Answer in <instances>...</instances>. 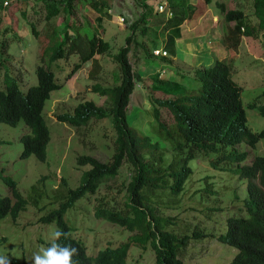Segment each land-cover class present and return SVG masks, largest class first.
Wrapping results in <instances>:
<instances>
[{
  "label": "trees",
  "instance_id": "16d2710c",
  "mask_svg": "<svg viewBox=\"0 0 264 264\" xmlns=\"http://www.w3.org/2000/svg\"><path fill=\"white\" fill-rule=\"evenodd\" d=\"M136 1L143 10L129 26L132 32L127 36V45L113 55L122 72L121 84L93 86V92L107 96L111 101V108L105 109L93 101H86L79 104L73 114L58 116L61 121L74 126L88 124L93 119L111 117L115 130V153L112 161L101 162L93 156H80L79 164L91 165L83 173L80 185L75 189L67 188V193L57 198V203H51L58 204V207L45 213L40 220L47 224L55 222L59 229L67 233V238L62 237L59 242L79 249V255L74 257L79 264H128V258L141 257L148 244L155 252L156 264H184L183 260L189 254L187 250L198 246L193 239H204L207 236H213L219 243L237 249L231 264H264V153H255L252 157L243 148L246 145L256 152L261 141H264V129H254L248 125L247 109L243 102L244 88L236 79L238 71L235 60L217 58L209 67L175 71L173 76H162V72L157 71L152 82L153 91L170 95L167 99L154 94L149 97L156 120L149 127L157 139L145 130L132 128L128 121V105L134 94L136 81L144 78L139 70L133 68L132 52L134 49L135 56L142 50L144 58L153 55L152 46L159 47L155 41H151L150 47L140 41L138 36L141 35L144 40L148 33L158 34L161 31L166 38L165 48L175 55L176 39L180 38L181 25L194 18L198 9L189 0H173L171 7L174 16L166 19L154 9L153 4L146 0ZM160 1L162 0L158 3ZM0 2L3 3L1 0ZM75 2L15 0L13 4L15 11L21 12L33 34L40 35L45 22L59 16L62 11L75 15ZM204 2L209 5L213 0ZM91 5L100 14L104 10L108 14V9L113 8L107 0H92ZM254 5L259 20L251 25L246 22L243 10H227L225 3H218L224 13V44L229 50H238L240 40L245 34L252 36L264 32V0H255ZM11 6L12 4L8 7ZM159 15L162 18L155 22ZM99 18L98 24L101 27L102 15ZM1 23L0 16V26ZM72 26L74 32L67 26L63 32L55 28L49 33L50 41L41 54L44 63L36 69L37 84L25 92L8 71L3 78L5 82L0 87V123L18 126L20 122H25L29 132L27 130L22 135L23 159L34 155L39 160L46 161L51 130L44 109L47 101L51 99V93L64 85L57 73L58 68H61V61L68 62L77 57L67 76L70 78L86 62L96 60V55H105L109 51L112 53L111 42L104 40L99 28L85 26L81 21L73 23ZM85 28L86 33L82 34ZM9 31L11 37L0 41L3 55L8 54L12 43L21 40L15 28L7 27L5 32ZM59 32H62L63 37L59 38ZM152 38L159 41L157 36ZM149 39L147 36V40ZM132 44L134 45L130 47ZM3 57L8 58L1 57L2 65ZM176 72H180L181 77H177ZM186 76L188 79L184 80ZM193 81L200 85L193 87ZM252 106H257V103ZM160 107L167 108V115H164ZM259 110L264 118V105ZM171 154L174 156L169 159ZM208 158L221 161L214 167L215 170L232 171L245 184V191L242 193L245 195L234 194L232 202L239 204L234 203L235 210L227 218V230L220 234H212L206 230L204 223L210 220L212 213L204 214L202 206H198L206 205L202 202L207 200V194L212 193L211 187L201 189V203L189 207V215L194 213L193 218H184L182 214L186 209L182 203V195L193 173L190 163ZM123 164L129 166L132 175L128 182L124 179L119 183ZM5 181L10 190L13 189L17 202L13 203L10 197L0 194V222L8 215L16 220L26 210V200L20 195L17 183L10 177H5ZM110 181L117 183V194L108 193L95 197L101 184ZM67 184L65 181L62 186ZM214 194L217 195V192L214 191ZM92 197L94 203L89 202ZM81 201L87 205L94 204L95 218L102 222L110 221L121 229L115 233L98 234L95 237L97 241L91 244L86 235L94 230V225L88 216L84 217L82 225L90 227L79 229L76 226L81 207L78 202ZM37 207L40 210L49 208L41 203ZM71 209L76 210L67 216ZM171 210L178 213L176 216L181 220L168 215ZM209 210L213 211L214 208L209 207ZM177 219L178 222L184 221L183 227H175ZM73 233L75 234L72 237ZM7 239L8 237L1 238L0 245ZM221 250L222 248L215 255H222Z\"/></svg>",
  "mask_w": 264,
  "mask_h": 264
},
{
  "label": "rangeland",
  "instance_id": "374dc122",
  "mask_svg": "<svg viewBox=\"0 0 264 264\" xmlns=\"http://www.w3.org/2000/svg\"><path fill=\"white\" fill-rule=\"evenodd\" d=\"M3 2V0H1ZM76 2V14H71L68 11H62L59 16L55 17L49 22H45L42 26L41 34L34 35L30 26L24 20L20 11H15V1L11 7H6L4 2H0V16L2 17V23L0 26V41L3 39H9L11 32H5V29L11 26L16 29L17 33L21 37V40L11 44L10 50L7 55H3L0 49V61L3 57V65L0 62V87L4 85L6 71L14 76L23 91H27L29 87L37 84L38 77L36 69L42 61L41 54L45 46L49 43V33L53 29L58 28L59 31L66 30L69 26V30L74 32L73 23L81 21L83 25H92L94 28H99L100 34L103 35L104 40L110 41L112 48L110 54L98 55L96 60L85 64L81 70H79L71 79L66 82L61 90H55L51 94V99L47 101L44 109V114L47 119L48 125L51 130V140L47 147L46 161L39 160L36 156L32 155L28 159L21 157L23 151L22 135L29 129L24 121L20 122L18 126H9L4 123H0V172L4 176H11L19 183V187L29 201L33 203H47L49 208L45 211H39L36 206H29L28 210L22 215L18 224L14 223L10 217L0 224V237L9 236L7 240L9 246L14 245V251L20 258L21 254H25L30 259L31 254L41 247H45L49 242V236L51 231L56 229V223L45 224L40 220L41 216L51 211L53 208H57V198L67 193V188L75 189L81 183L83 173L90 168V164H79L80 156H93L101 162H110L115 153L114 140L115 130L111 117L104 119H94L90 123L74 126L68 122L61 121L58 116L64 113L72 114L77 105L84 101H94L97 105L104 107L105 109L111 108V101L106 95L102 96L97 92H92L90 87L95 82L100 83L102 86H113L121 84L122 73L121 69H118L119 63L114 60L113 55L118 53L120 49L127 45V36L132 32L129 27L140 15L143 8L138 4L136 0H107L110 7H114L117 11L116 17L122 15L126 18L123 24L120 22L123 19H116L109 17L108 14L96 13L92 8V0H75ZM159 0H146L147 3L153 4L154 9L157 11ZM167 5H172L173 0H162ZM161 1V2H162ZM35 2V1H34ZM225 3L226 9H241L246 14V22L251 25L258 23L257 15L255 14V0H213V2L207 5L204 0H192V3L199 8L196 12V18L189 20L190 26L197 24V20L201 21L202 26L192 27L187 29L183 28L185 35L184 39L196 38L201 36L200 41L203 43H191L190 54H185L182 49H179L176 55H170L168 59L162 61L161 57L148 56L143 58L142 50L133 56L135 50L132 52V64L135 70H140L144 75V79L136 81L134 94L131 96L130 103L128 105V121L131 127L134 129L145 130L148 134L156 138L151 132L150 125L155 123L154 112L152 111V105L149 103V97L151 94L158 97L166 98L170 95H165L161 92L153 91L152 81L154 76H150V72H155L157 69H165L166 74L174 71H186L193 70L195 66L191 63L192 60L207 61L211 57L209 51L212 54L217 55L222 60L234 59L235 66L237 68L236 79L239 84L244 88L243 102L247 109L248 124L254 129H264V118L262 117L259 107L264 105V32L248 36L244 35L240 40L238 50L226 49L224 44V38L226 33V23L224 22V13L218 7V3ZM202 12V13H201ZM121 13V14H120ZM200 13V14H199ZM102 15V26L100 27L99 17ZM161 15L157 16L155 22L160 21ZM155 19V16H154ZM257 30V29H256ZM196 31L195 36H190L192 32ZM244 31V29H242ZM62 32H59V38L63 37ZM182 32V30H181ZM86 33V28L82 31V34ZM200 34V36L198 35ZM166 35V34H165ZM150 38L149 40H147ZM157 36L159 41L156 38ZM182 37V35H181ZM140 41H144L150 47L151 41H155L158 46L163 45L165 41L164 34L160 31L158 34L153 32L144 36V40L141 35L138 36ZM218 41L219 49L222 46L224 49L218 50L210 48L206 41ZM188 41V40H184ZM134 44L130 45L132 47ZM152 46V51H153ZM151 51V52H152ZM179 52V53H178ZM196 52L194 56L191 53ZM77 57H73L70 61H64L60 63V67L57 70L58 78L60 81L65 82V74H69L73 67ZM164 60V59H163ZM205 67H209V64H202ZM196 67V68H197ZM64 68V69H62ZM148 70V72H145ZM68 71V73H67ZM97 72L98 76L93 77V72ZM177 77L180 76V72H176ZM67 76V75H66ZM148 76V77H146ZM93 78V79H92ZM188 79L186 76L184 80ZM193 87H198L199 82L193 81ZM90 89V90H89ZM145 98V99H144ZM257 103V106H252ZM151 108V109H150ZM163 110L164 115H167V108L160 107ZM157 139V138H156ZM243 148L251 153V156L255 153H264V141H261L260 146L256 152L243 145ZM171 152V151H170ZM174 156L170 155L169 159ZM180 159V158H179ZM212 159V158H210ZM208 159H204V162L200 160H193L190 166L193 168V173L190 175L186 185L185 192L182 195V203H184V212H182L184 218H193L194 213H191L189 207L200 202V193L206 185V179L210 177V182L213 184V190L217 195H211L207 200L202 203L206 205L201 208L204 214L212 213L210 220L204 223L206 230L210 233H222L227 230V218L231 216L235 210L232 199L234 194H242L245 191V184H242L237 174L232 171H218L210 166L208 167ZM169 161V160H168ZM200 162V163H199ZM207 163V164H206ZM123 164L121 169L123 174L119 180L122 183L124 179L128 182L130 180V170ZM0 176V194H7L8 188L2 182ZM67 181V185L64 182ZM61 187V188H60ZM60 188V190H59ZM117 194V183L111 181L106 184H101V188L95 197H101L105 194ZM196 197V198H195ZM193 198V199H191ZM56 200V202H55ZM81 201L78 204L81 206L79 209L78 218H82L85 215L93 223V205L85 204ZM94 203L92 197L89 201ZM237 205L239 203H236ZM240 206V205H239ZM86 207H89L87 210ZM209 207L214 208L213 211L209 210ZM78 208V206H77ZM183 208V207H182ZM76 209H71L67 216ZM182 211V210H181ZM84 219V218H83ZM83 219L78 220L77 228H88V226H82ZM10 220V222H9ZM98 222H96L97 224ZM117 227L109 223H100V226L96 230H93L89 237L90 243L93 244L97 239L98 234L115 233ZM39 237L46 239L43 243L39 240ZM101 241V240H100ZM103 241V240H102ZM198 243L197 248L203 250L204 255L199 259L200 264H231L237 249L225 244L219 243L214 240L213 236H207L204 239H193ZM223 245V247H222ZM192 247H190L191 250ZM221 250V254L215 255L218 250ZM23 250V251H22ZM22 252V253H21ZM216 257V262H212V258ZM147 261V259L145 258Z\"/></svg>",
  "mask_w": 264,
  "mask_h": 264
},
{
  "label": "clouds",
  "instance_id": "9594fccd",
  "mask_svg": "<svg viewBox=\"0 0 264 264\" xmlns=\"http://www.w3.org/2000/svg\"><path fill=\"white\" fill-rule=\"evenodd\" d=\"M5 0H3V2H4ZM15 0H12L11 1V3H10V5L14 2ZM161 3H165L166 4V9L164 10V11H160L159 10V5L161 4ZM5 5V4H4ZM10 5H5L6 7H8V6H10ZM157 11H158V13H160V14H163L164 15V17H166V19H170V18H172L173 16H174V10L172 9V7H171V5H170V3H169V5H167V3L165 2V1H160L159 3H158V6H157ZM115 8L113 7V8H110V9H108V12H109V14L111 15V18H116V19H123L121 22H120V24H123L124 23V21H126V18L125 17H123V16H121V15H119V16H117L116 17V14H115ZM172 12V15L170 16L169 15V12ZM185 23V22H184ZM183 23V24H184ZM181 30H182V25H181ZM165 42L166 41H163V45L162 46H159V47H156V48H154L153 49V55L154 56H156V57H161V59H162V61H165L166 59H168L169 57H170V55L172 56V54L165 48ZM226 46V45H225ZM228 49V48H227ZM111 50V49H110ZM107 54H110V51L107 53ZM102 55V54H101ZM106 55V54H105ZM176 55V54H175ZM96 56H98V55H96ZM95 59H96V57H95ZM164 59V60H163ZM115 60V59H114ZM92 61V60H91ZM91 61H89V62H91ZM94 61V60H93ZM89 62H86L85 64H87V63H89ZM84 64V65H85ZM83 65V66H84ZM83 66L81 67V68H79L72 76H74L79 70H81L82 68H83ZM210 66V65H209ZM118 69H120L119 67H118ZM140 71V70H139ZM157 71H161L162 72V76H165L166 75V71H165V69H161V70H159V69H157L155 72H150V73H148V74H150V76L152 75V76H154V73H156ZM141 73L143 72V70L142 71H140ZM146 72V71H145ZM175 72V71H174ZM183 72V71H182ZM67 73H68V71H67ZM122 73V72H121ZM68 76V74H65V76H64V81L65 82H63L64 83V85H66V82L69 80V79H71L72 77H70V78H67V76ZM98 76V73L97 72H93V77L94 78H96ZM143 77H144V75H143ZM146 77H148V76H146ZM93 79V78H92ZM144 79V78H143ZM97 80V79H96ZM95 80V81H96ZM94 81V83L91 85V87H90V89H91V91L93 92V86L95 85V84H99V85H101L100 83H98V82H95ZM60 82H62V81H60ZM153 82V81H152ZM63 85V86H64ZM63 88V87H62ZM62 88H60V89H58V90H61ZM89 89V90H90ZM52 94V93H51ZM167 98H170V97H166V98H164V99H167ZM87 101V100H86ZM86 101H84V102H86ZM94 102V101H93ZM83 103V102H82ZM81 104V103H80ZM78 106V105H77ZM76 106V107H77ZM99 106V105H98ZM74 112H75V110H74ZM73 112V113H74ZM72 113V114H73ZM65 114H69V113H64V114H61V115H65ZM60 116V115H59ZM58 119H59V117H58ZM94 120V119H93ZM249 125V124H248ZM250 126V125H249ZM204 159H201L200 160V162H204L203 161ZM199 162V163H200ZM221 161H219L217 158H212V159H210V160H208V167L210 166L211 168H213L214 169V167L215 166H217L219 163H220ZM206 163V164H207ZM193 169V168H192ZM0 176L2 177V182L6 185V187L8 188V193L7 194H5L4 196H8V197H10L11 199H12V202L13 203H16L17 202V198H16V196L14 195V193H13V189H12V191L10 190V187L8 186V184H7V182L5 181V177H10V178H12L16 183H17V189L19 190V192H20V195H22L23 196V198L26 200V203H25V207H26V210H24V211H22L21 213H20V216L15 220V219H13L12 218V216L11 215H8L7 217H5L4 219H2L1 220V222H0V224H2L4 221L7 223V221H6V219H8L9 217H10V219L12 218V220L14 221V223H16V224H18V222L20 221V219H21V217H22V215L28 210V208H29V206H36L37 207V205L39 204V203H33L32 201H29V199L26 197V196H24V194L22 193V191H21V189H20V187H19V183L16 181V179H14L13 177H11V176H4V174L2 173V172H0ZM206 182H207V185L205 186V187H211L212 188V193H210V194H207L208 195V197L209 196H211V195H215L214 194V190H213V184L210 182V177H208V179H206ZM259 185H261L260 183H259ZM204 187V188H205ZM218 194V193H217ZM41 205L43 206V205H48L47 203H41ZM49 206V205H48ZM38 208V207H37ZM215 208V207H214ZM39 209V208H38ZM47 208H45V209H42V210H40L39 209V211H45ZM47 213V212H46ZM45 214V213H44ZM43 214V215H44ZM79 214V213H78ZM42 215V216H43ZM168 215H171V216H173V217H178V216H176V215H178V213H176V212H173L172 210L170 211V212H168ZM41 216V217H42ZM85 216H87V215H85ZM84 216V217H85ZM93 216H94V210H93ZM84 217H82V218H78V215H77V219L79 220V219H83ZM179 218V217H178ZM179 220H181V218H179ZM42 221V220H41ZM9 222H10V220H9ZM93 222L95 223V226L93 227L94 228V230H96L97 229V227H99L100 226V223H104V222H102V221H100L99 219H97V218H94L93 219ZM96 222H98L97 224H96ZM175 222H176V224H175V227L177 228H181V227H183V224H184V221H181V222H178V219L177 220H175ZM82 223V222H81ZM105 223H109V224H111V225H114V226H116L118 229H117V231L118 230H120L121 228H120V226L119 225H116V224H114V223H112V222H110V221H106ZM45 224H47V223H45ZM49 225V224H48ZM76 226H78V225H76ZM82 226H84V225H82ZM87 226V225H86ZM56 229H54L53 231H51V233H50V236H49V242H47L46 244H48L47 246H45V247H41L39 250H37V251H35V252H33L32 254H31V257H30V259L29 258H27L26 256H25V254H21V257L19 258L18 256H17V253H15V251H14V245L13 246H9V244H8V242H7V240L10 238L9 236H2V237H0V239L1 238H3V237H8V239L6 240V241H3L2 242V244L0 245V264H79V261L78 260H76V259H74V257H77L78 255H79V249L77 248V247H75V246H72V245H70V244H62V243H60L59 241L61 240V238L63 237V238H67V233H65L63 230H61V229H59L58 228V226H57V224H56ZM88 227H90V226H88ZM116 231V232H117ZM74 234L75 233H73V235H71L72 237L74 236ZM85 237V236H84ZM76 238V237H75ZM39 240L41 241V242H43V243H45L46 242V239H44L43 237H39ZM103 242H105V240L103 241ZM150 243H151V241H150ZM3 245H4V248H2L3 247ZM23 251V250H22ZM188 251V255L185 257V259L183 260V262H184V264H200V261H199V259L204 255V253H203V250H201V249H199V248H197V250L195 249V248H191V250L190 249H188L187 250ZM22 253V252H21ZM145 258L147 259V261L145 260ZM212 262H214V257L212 258V260H211ZM128 264H156V255H155V252L152 250V248H151V246H150V244H148V247H147V249H146V251L142 254V256L141 257H139V256H130L129 258H128Z\"/></svg>",
  "mask_w": 264,
  "mask_h": 264
},
{
  "label": "crops",
  "instance_id": "0c3cea01",
  "mask_svg": "<svg viewBox=\"0 0 264 264\" xmlns=\"http://www.w3.org/2000/svg\"><path fill=\"white\" fill-rule=\"evenodd\" d=\"M191 3H192V0H189ZM200 0H198V2H199ZM195 5V4H194ZM197 6V5H196ZM198 8V7H197ZM199 9V8H198ZM197 9V10H198ZM202 13V12H201ZM200 14V13H199ZM197 16L195 15L194 16V18H196ZM189 20H193V19H188V20H186L185 21V23L184 24H182V32H181V35H182V37H181V35H180V38H177L176 39V41H177V43H176V45H177V51L179 50V49H182L184 52H185V54L187 55V54H190L189 53V51H190V45H191V43H203V41H200V39H201V36H200V34H198L200 37H198V38H196L194 41L192 40L193 38H189V39H184V37H185V35H184V33H183V28L186 26L187 27V29H190V28H192V27H199V26H202V24H201V21L200 20H197V24L196 25H194V26H188L189 24H190V22H189ZM190 32H192V34L190 35V36H195L194 34H195V32L196 31H190ZM184 40H188V41H184ZM205 43H208L209 45H210V48H212V49H214V47L215 48H217L218 50H216L217 52H219V50H223L224 48L221 46L220 47V49H219V46H218V44L217 43H219L218 41H212V40H210V41H206ZM224 47H226V46H224ZM226 49H227V47H226ZM215 50V49H214ZM179 53V52H178ZM196 54V52H193V53H191V55L192 56H194ZM209 54H210V58H209V60H207V61H198V60H192L191 61V63L193 64V65H200V66H198V67H201V66H203L202 64H209V65H211V64H213V62L217 59V58H219V59H221L220 57H218L217 55H213L212 54V51H209ZM195 67H197V66H195ZM173 73L174 72H170V75L171 76H173Z\"/></svg>",
  "mask_w": 264,
  "mask_h": 264
},
{
  "label": "built area",
  "instance_id": "2783aa9c",
  "mask_svg": "<svg viewBox=\"0 0 264 264\" xmlns=\"http://www.w3.org/2000/svg\"><path fill=\"white\" fill-rule=\"evenodd\" d=\"M11 1H12V0H5V1H4V4H5V5H10ZM165 9H166V4H165V3H161V4L159 5V10H160V11H164ZM169 15H170V16L172 15V12H171V11L169 12Z\"/></svg>",
  "mask_w": 264,
  "mask_h": 264
}]
</instances>
